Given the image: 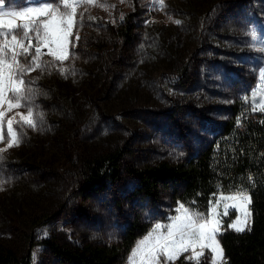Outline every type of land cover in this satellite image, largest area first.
Wrapping results in <instances>:
<instances>
[{
  "label": "rangeland",
  "instance_id": "374dc122",
  "mask_svg": "<svg viewBox=\"0 0 264 264\" xmlns=\"http://www.w3.org/2000/svg\"><path fill=\"white\" fill-rule=\"evenodd\" d=\"M0 2L18 9L45 0ZM162 2L95 0L82 6L72 57L53 66L43 56L48 67L24 77L36 92L39 126L19 129V146L0 142V256L10 254L15 264H68L53 246L114 244L125 222L152 215L156 206L165 213L157 222L167 223L179 203L146 200L136 192L134 171L173 159V153L192 155L193 122L203 135L204 118L214 120L217 107L245 102V89L248 96L258 89L264 53L253 47L264 43V0ZM15 112L27 114L8 113L5 131ZM103 155L116 156L115 177L82 194L88 163ZM217 210L220 243L242 213L229 209L223 215L222 204ZM204 255L209 263L210 254Z\"/></svg>",
  "mask_w": 264,
  "mask_h": 264
},
{
  "label": "trees",
  "instance_id": "16d2710c",
  "mask_svg": "<svg viewBox=\"0 0 264 264\" xmlns=\"http://www.w3.org/2000/svg\"><path fill=\"white\" fill-rule=\"evenodd\" d=\"M244 94L248 96L247 88ZM215 110L221 115L215 111L214 120L204 118L203 135L197 134L193 122L194 131L190 130V135L195 152L192 155L173 153V159L141 166L134 171L138 184L135 189L156 205L163 206L162 200L167 198L172 206L182 203L200 213L208 211L219 192L246 190L251 196L250 230L222 233L224 264H264V114L251 113L243 101ZM88 165L82 194L104 187L115 177L116 156L103 155ZM156 209L152 215L145 213L141 218L125 222L122 236L114 244H85L64 250L53 246L52 249L63 255L68 264H124L136 241L150 230L153 222L165 217L164 212ZM0 264H15V260L4 254L0 256ZM175 264L191 262L179 258ZM202 264L209 263L202 260Z\"/></svg>",
  "mask_w": 264,
  "mask_h": 264
},
{
  "label": "snow or ice",
  "instance_id": "6c2138e0",
  "mask_svg": "<svg viewBox=\"0 0 264 264\" xmlns=\"http://www.w3.org/2000/svg\"><path fill=\"white\" fill-rule=\"evenodd\" d=\"M94 2L54 0L50 3L45 0L34 5L26 3L18 9L6 8L0 2V142L6 143L7 148L21 143L22 132L19 129L39 126L33 104L36 92L24 77L37 69L43 72L48 67L42 63L43 56L50 57L53 66H57L56 62L63 65L72 57L70 46H75V43L71 38L75 34L79 40L74 30L82 24L83 17L78 9ZM160 6L163 7L162 0ZM253 51L264 53V43L254 46ZM256 72L258 89L245 97V103L251 113L264 114V65ZM61 74H65L64 69H61ZM14 109H24L27 114L15 112L7 119L5 131V117ZM16 116L20 119L16 120ZM0 159H3L2 155ZM221 204L223 215H227L229 209H238L242 213L229 225L231 229L238 233L250 230L251 196L243 189L227 194L221 191L206 213L179 203L176 215L170 216L167 223H155L137 242L128 264H175L186 253H190L185 259L191 264H202L206 251L211 256L209 264H224L223 249L218 239L222 220L217 209Z\"/></svg>",
  "mask_w": 264,
  "mask_h": 264
}]
</instances>
